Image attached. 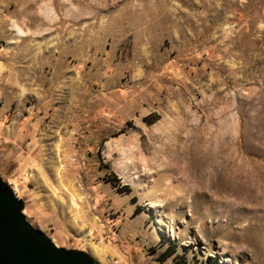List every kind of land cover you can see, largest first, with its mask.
Here are the masks:
<instances>
[{"label": "rangeland", "instance_id": "1", "mask_svg": "<svg viewBox=\"0 0 264 264\" xmlns=\"http://www.w3.org/2000/svg\"><path fill=\"white\" fill-rule=\"evenodd\" d=\"M0 69V178L57 246L264 264V0H0Z\"/></svg>", "mask_w": 264, "mask_h": 264}, {"label": "water", "instance_id": "2", "mask_svg": "<svg viewBox=\"0 0 264 264\" xmlns=\"http://www.w3.org/2000/svg\"><path fill=\"white\" fill-rule=\"evenodd\" d=\"M24 207L0 178V264H97L85 251L57 246L30 224Z\"/></svg>", "mask_w": 264, "mask_h": 264}, {"label": "bare ground", "instance_id": "3", "mask_svg": "<svg viewBox=\"0 0 264 264\" xmlns=\"http://www.w3.org/2000/svg\"><path fill=\"white\" fill-rule=\"evenodd\" d=\"M1 70V69H0ZM4 70V69H3ZM36 165H34L35 167ZM39 168V167H38ZM42 172V171H41ZM73 206L72 209H74L73 211L76 212L74 215L75 216H79L78 211H77V204L75 203V201L73 200ZM87 246H89L90 248H92L94 251H98L97 247L92 243V241L89 239V241H87Z\"/></svg>", "mask_w": 264, "mask_h": 264}, {"label": "trees", "instance_id": "4", "mask_svg": "<svg viewBox=\"0 0 264 264\" xmlns=\"http://www.w3.org/2000/svg\"><path fill=\"white\" fill-rule=\"evenodd\" d=\"M153 122H150V124H152ZM129 186H125V189H128Z\"/></svg>", "mask_w": 264, "mask_h": 264}]
</instances>
